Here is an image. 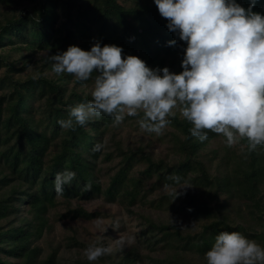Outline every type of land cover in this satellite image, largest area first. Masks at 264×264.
<instances>
[{"label": "trees", "instance_id": "obj_1", "mask_svg": "<svg viewBox=\"0 0 264 264\" xmlns=\"http://www.w3.org/2000/svg\"><path fill=\"white\" fill-rule=\"evenodd\" d=\"M237 3L247 8L250 0ZM0 5L8 9L0 10V88L7 91L0 95V220L7 221L0 227V264H56L53 257L37 261L39 249L31 244L40 238L44 215L55 204L54 175L65 169L75 172L59 194L66 202L103 197L125 208L150 188L176 185L173 177L187 181L192 187L180 203L191 220L204 216L211 222L190 234L140 215L149 243L169 245L176 238L200 258L219 232L238 231L264 247V147L249 150L241 139L242 147L230 150L223 136L211 131L201 142L190 135L191 124L178 109L169 118L178 157L172 164L145 152L149 140L138 137L136 145L123 147L119 127L109 116L74 129L57 124L67 118L69 106L91 99L95 76L93 72L88 81L79 82L71 74L51 71L48 56L69 45L88 50L96 41L115 44L122 48V58L135 55L150 68L182 70L186 44L166 28L153 0H0ZM252 11L264 15V0H256ZM173 39L175 44L166 43ZM99 141L103 149L92 152ZM134 162L144 164L136 175L131 171ZM169 197L172 193L165 200ZM18 203L27 217L21 216ZM244 212L246 218H241ZM96 215L67 204L60 218L91 220ZM247 217L253 226H246ZM173 255L181 263V256ZM136 259L131 251L119 264H135Z\"/></svg>", "mask_w": 264, "mask_h": 264}, {"label": "clouds", "instance_id": "obj_2", "mask_svg": "<svg viewBox=\"0 0 264 264\" xmlns=\"http://www.w3.org/2000/svg\"><path fill=\"white\" fill-rule=\"evenodd\" d=\"M255 2L245 8L237 0H153L166 28L186 44L179 73L167 66L150 68L135 55L122 58L120 46L99 41L88 50L69 45L48 56L57 76L67 73L84 82L95 72L91 99L69 106L67 118L57 124L74 129L104 115L115 126L130 116L138 117L141 130L160 135L178 109L191 124L190 135L201 142L211 131L221 134L227 147L241 139L249 150L264 147V15L252 11ZM103 147L99 141L91 151ZM74 177L68 169L57 172L54 192L62 194ZM173 180L172 200L192 187L178 176ZM102 240L98 232L83 249L89 264L111 253ZM204 259L206 264H264V247L238 231H221Z\"/></svg>", "mask_w": 264, "mask_h": 264}, {"label": "rangeland", "instance_id": "obj_3", "mask_svg": "<svg viewBox=\"0 0 264 264\" xmlns=\"http://www.w3.org/2000/svg\"><path fill=\"white\" fill-rule=\"evenodd\" d=\"M1 7L3 6L0 5V10L7 9V7H3V9ZM1 72H3V69L0 70V74ZM4 92L7 91L0 88V95ZM137 120L138 117L125 116L124 121L118 125L117 137L120 138L123 147L127 144L136 145V140L140 137L144 140V143L149 140L145 152L149 155L152 154L155 161L161 159L168 164H172L178 160L173 149L175 142L170 134L175 129L171 125H168L160 135H156L141 130ZM220 139L224 142V137ZM238 144H234L228 149L238 151L242 147ZM116 161L111 162L109 168L112 169ZM143 167L142 162H134L131 171L136 175ZM146 186L148 188L149 182ZM176 186L150 188L143 196L138 195L133 206H127L128 209L125 208L126 205L123 207L118 204H109L103 197H95L89 201L74 199L66 202L64 198L57 195L54 206L49 208L44 215L46 224L40 238L31 244V248L39 249L37 261L53 257L56 264H89L83 257V249L90 241L95 239L99 232L103 235L102 243L111 247L112 251L110 254L100 257L93 264H119V260L131 251L137 256L135 264H177V260L175 262L177 256L173 254L181 256L183 262L181 260V263L178 264H206L204 256L199 258L195 254L192 255L189 249L184 247L182 242L176 238H173L169 245H161L162 243L155 245L149 243L146 240L147 236L143 234L145 226L143 225V219L139 218L140 215L150 218L156 224L176 225L180 232L190 234L200 232L205 225L211 222L204 216L191 220L189 211H186L184 204H181L184 203L185 199L183 195L174 200H172V197L165 200V196L172 193ZM188 190L190 188L185 189L184 193ZM177 201L178 203H176ZM173 203L176 204L172 206ZM67 204H70L71 209L80 207L87 212L98 215L91 220L61 219L60 216L66 213ZM209 204L212 205V201ZM18 205L22 211L21 216L27 217L25 208L20 203ZM180 207H183V210ZM240 215L241 218H246L245 212ZM169 216L173 223L170 222ZM8 220L12 221L14 219L9 217ZM247 220V227L251 224L254 225L249 217H247ZM6 222V220H0V227L4 229ZM258 230V228L255 229V231Z\"/></svg>", "mask_w": 264, "mask_h": 264}]
</instances>
